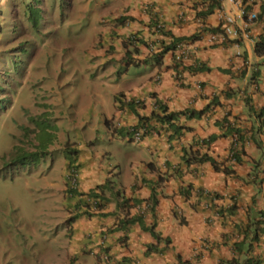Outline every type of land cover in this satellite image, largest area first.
Here are the masks:
<instances>
[{
    "label": "crops",
    "instance_id": "crops-1",
    "mask_svg": "<svg viewBox=\"0 0 264 264\" xmlns=\"http://www.w3.org/2000/svg\"><path fill=\"white\" fill-rule=\"evenodd\" d=\"M21 1L24 5L27 2ZM207 2L209 0H113V7L107 8L110 14L105 17L99 15L100 24L95 36L97 44L101 51L109 54L110 59L113 57L115 63L122 66L119 68L126 66L122 39L132 31L144 40H151L153 50L158 48L160 41H168L170 34L167 36L156 31L155 22L176 36L200 31L198 38L190 39L186 44L189 57L185 63L198 61L200 65L209 67L201 70L185 67L175 78L178 66L171 50L167 51L160 64L147 63L148 74H141L126 89L115 92L124 94L123 100L138 98V103L120 107L114 98L110 107L113 109L101 108L104 127L107 119L109 124L114 119L124 124L137 123L140 116L149 114L158 104L178 111L187 106L201 109L214 96L215 102L199 117L181 116L180 123L188 128L170 139L164 133L147 134L139 142L116 139L118 144L104 147L101 152H93L90 140L89 143L83 140L75 144L79 191L87 192L106 178L112 179L114 188L120 189L125 197L141 200V204H133L132 199L129 201L133 204L129 207V215L142 213L147 224L155 222V230L162 237L170 238L167 244L160 241V250L146 253L147 245L154 243L155 238L138 222L116 228L117 218L125 210L117 208L113 197L106 200L100 210L106 214H83L70 223L66 219L80 207L65 208L63 217L66 224L59 231L66 232L76 241L73 252L78 248L89 253L97 264H103L97 253L102 251L113 255L120 264H180L179 258L186 264H243L246 256H256L258 264H264L262 243L248 251L233 247L236 241H244L245 247L248 239L246 236L243 240L246 223L259 217L258 210H264V131L254 135L260 147L250 138L243 145L245 154L241 161L234 163L225 158L230 135L222 134L224 117L250 134L253 123L257 122L256 111L264 107V54L253 51L251 40V37H264V16L251 23L250 37L239 32L238 38L211 44L207 32L201 29L215 26L221 13L215 8L200 17L199 12ZM2 3L0 0V17L7 14L10 19V11H5V3ZM222 4L226 12L237 9L230 0H223ZM241 22L236 18L237 24ZM139 49L143 54L147 53L143 44ZM252 70H257V74L251 76ZM246 94L250 96L254 111L245 102ZM209 135L213 136L212 140L208 145L203 144L200 150L207 151L223 164H231V172L217 170L209 161L191 162L189 165L182 162L184 147ZM104 155L108 158L106 161ZM149 162L152 167H148ZM175 164L180 165L178 171L171 169ZM65 171L62 175L64 190ZM159 175H163L164 180L158 184L159 200L154 213H151L148 208L144 209L143 203L151 193V182L155 183ZM183 185L208 188L225 195L208 202L204 196L198 199L196 191L186 196L181 190ZM108 193L106 190L105 195ZM66 194L72 204L84 199V195ZM233 200L234 206L228 207ZM177 209L180 213L176 212Z\"/></svg>",
    "mask_w": 264,
    "mask_h": 264
},
{
    "label": "rangeland",
    "instance_id": "rangeland-1",
    "mask_svg": "<svg viewBox=\"0 0 264 264\" xmlns=\"http://www.w3.org/2000/svg\"><path fill=\"white\" fill-rule=\"evenodd\" d=\"M2 4L16 16L0 21L10 35H0V58L9 52L0 62L4 75L13 74L10 103L0 108V264H97L89 253L73 252L76 241L59 231L74 207L63 189L66 142L89 139L93 152L118 144L104 134L100 110L113 109L115 92L148 74L149 66L132 65L124 74L100 50L99 15L110 14L113 0H44L38 31L24 17L22 1ZM36 121L46 122L62 144H50L54 135H43Z\"/></svg>",
    "mask_w": 264,
    "mask_h": 264
},
{
    "label": "clouds",
    "instance_id": "clouds-1",
    "mask_svg": "<svg viewBox=\"0 0 264 264\" xmlns=\"http://www.w3.org/2000/svg\"><path fill=\"white\" fill-rule=\"evenodd\" d=\"M21 1V0H20ZM210 1L211 0H209V2H207V5H205V8H203L202 10H200V12H199V16L200 17H204V16H206L207 14H209V13H211V12H209V13H207V14H204V13H202L203 12V10H205L206 8H207V6H208V3H210ZM222 1L223 0H221V5H220V7H215L216 9H218V12H220L221 13V15L219 16V18H220V20H219V22L215 25V26H217V25H219V29L218 30H215V31H211V30H207L206 28L207 27H209V26H205V27H203L201 30L202 31H204V33L205 32H207V38L209 37V35L211 34V33H216V34H219L220 32L223 34V35H218L216 38H214L213 40H210V39H208V42L209 43H215V42H222V41H226V40H229V38L230 39H235V38H238V33L239 32H241L244 36H246V37H250L251 36V23L253 22V21H255L258 17H261V16H264V14H262L261 16H259L258 15V12H259V5H260V3H261V1L262 0H250L251 2H253L252 3V5L250 6V7H247V2H245L244 3V1L243 0H241V9H243V14L242 15H240V19H241V23L240 24H237L236 23V18H239L238 16H237V14H236V11H234V12H226L224 9H225V6L222 4ZM43 2H44V0H43ZM230 2H232L233 3V1H230ZM15 3V2H14ZM28 3V1L25 3V5H24V10H25V15H24V17H28V12H27V8H26V4ZM235 4V3H234ZM3 8H4V6H3ZM214 8V9H215ZM238 8V7H237ZM5 11H10V14H11V18H13V17H15L16 15H14L15 13L12 11V10H7V9H4ZM238 10V9H237ZM43 11H44V7H43V3H42V11H41V15H40V18H39V24H40V22H41V19H42V17H43ZM250 11H253V12H255V17L253 18V19H251L249 22H248V27H247V29H248V34H245V32H244V22H243V20H244V18L246 19L247 18V12H250ZM13 12V13H12ZM213 12V11H212ZM0 13H2V11H0ZM6 13H8V12H6ZM228 14H230V15H233V17H234V19L232 20V21H225L224 20V16H226V15H228ZM5 15V14H4ZM4 17V16H3ZM244 17V18H243ZM10 18V19H11ZM1 19H2V17H0V21H1ZM247 20V19H246ZM5 24H6V21L3 23V25H0V35L2 34L3 36L5 35V39H6V37L8 38V40H10V35H9V32H8V26H7V24H6V28H5ZM158 28H161V24L158 22V23H156L155 22V29H156V31H158L159 29ZM227 28H229V29H227ZM229 30V31H228ZM4 32V33H3ZM7 32V33H6ZM199 32L200 31H195V32H193V33H196V35H199ZM133 33H135V34H137V36H139V37H141L140 36V34H138L137 32H134V31H132L130 34H133ZM193 33H191V34H193ZM130 34H128L124 39H122L123 41V48H124V56H125V50L127 49V47L124 45V42L125 41H127V39H128V37H129V35ZM168 36V35H167ZM187 36V35H186ZM231 36H233V37H231ZM131 37V36H130ZM199 36H197L196 38H198ZM259 37L260 36H258V38H254V37H251V40H252V42H253V44H252V46H253V51H254V46H255V41L257 40V39H259ZM142 38V37H141ZM196 38H188V39H181V40H179V41H177L176 42V46L174 47V48H170V49H168L167 51H169V50H171V52H172V58H173V60H174V62H175V64H176V66H178V71L177 72H175L174 73V77L176 78H178V76L179 75H181L180 73H181V71L182 70H184L185 69V67H187V68H189V69H191L190 67H188V65H197V64H200L198 61H197V63H195L194 64V62L193 63H185V60L189 57V51H188V48L186 47V44L188 43V40H190V39H196ZM143 39V38H142ZM173 38L170 36L169 37V39H168V41H165L166 43L167 42H170L171 40H172ZM146 42H147V44H143V46L147 49V53L146 54H143V52L142 51H140V49H139V52H135V51H131V55H132V57H134V58H138L139 59V65H141V64H143V63H149V61L148 62H144L143 61V59L144 58H146V57H148L149 58V52H151L152 50H153V46H152V44H151V42H149V41H151V40H145ZM139 45H141V44H139ZM130 48V47H129ZM159 49V47L156 49V50H158ZM153 51H155V50H153ZM166 51V52H167ZM3 52V51H2ZM165 52V53H166ZM255 52V51H254ZM9 52H3V55L1 56V58H0V61H2L3 63L5 62V58H4V56H6L7 54H8ZM164 53V54H165ZM264 54V53H263ZM164 56V55H163ZM163 58V57H162ZM124 62H125V64L127 63L126 62V60H125V58H124ZM152 64H154V63H152ZM134 65V64H133ZM139 65H134V66H139ZM202 65V64H201ZM129 66H132V64L131 65H129ZM129 66H127V64H126V66L123 68V71H125L126 70V68L127 67H129ZM206 69V68H205ZM208 69H209V67H208ZM191 70H201V69H191ZM252 71H255L254 72V74H253V72L251 73V76H254V75H256L257 74V70H252ZM4 65L0 62V83H1V85L4 87V93H1L0 95H1V98L3 99V101H4V105L7 103V105L6 106H8L9 105V103H8V101H10V98H9V96H8V94L10 93V90H9V86H8V81H9V78L11 77V76H13V74H12V71H11V73L9 74V75H4ZM156 76L158 77L159 76V74H156ZM123 95L124 94H118V93H115L114 94V98H115V101H117L118 103V105L121 107L123 104H127V105H132V103H138L140 100L138 99V98H126L125 100H123ZM125 96V95H124ZM246 97H249L250 98V96L248 95V94H246L245 95V97L244 98H246ZM213 99H215V96H214V98ZM212 101V100H211ZM211 101H209L208 103H210ZM207 103V104H208ZM214 103V102H213ZM206 104V105H207ZM212 104V103H211ZM210 104V105H211ZM3 105V106H4ZM251 105V104H250ZM252 106V105H251ZM188 107V106H187ZM204 107V106H203ZM202 107V108H203ZM248 107H249V105H248ZM1 108V107H0ZM156 108H157V106H156ZM156 108H154V109H156ZM189 108H191V107H189ZM201 108V109H202ZM261 108V107H260ZM153 109V108H152ZM151 109V110H152ZM192 109H194V108H192ZM249 109L251 110V111H254V108H253V106H252V108H250L249 107ZM51 110V108H44L41 112L42 113H46V112H49ZM196 110H199V109H196ZM151 112V111H150ZM149 112V113H150ZM147 115H149V114H147ZM143 116H146V115H143ZM143 116H140L139 117V121L137 122V123H130V124H124V123H121L118 119L116 120V119H114V121H110V124H109V119H107V120H105V123H106V126H105V128H106V131H105V135H106V137L108 138V140H116V139H121V140H126V141H133V142H139V141H141L142 140V138L144 137V136H146L147 134H156V133H164V135L168 138V139H170V138H172L171 136H170V134H171V130L169 129V128H167V124L166 123H163V124H160V123H152V122H150L149 120H146V119H144L143 118ZM181 116H184V115H181ZM180 116V117H181ZM199 117V116H198ZM256 117V120H257V122L254 124L253 123V125H252V132L250 133V134H248L247 132H246V130L244 129V128H242L241 126H239V125H237L235 122H233V124H231L230 123V121L229 120H227V121H225L224 123L226 124L227 122H229L231 125H233V126H238L239 128H240V130H241V135H243V138H241V139H239L238 138V135H237V133L236 132H234V133H228L229 135H230V144H229V148H228V152H227V155H226V159H228V160H230V162L231 163H234V162H240L241 161V159H242V156L245 154V149H244V147H243V145H244V143L246 142V141H248L250 138L251 139H253L255 142H256V144H257V142L259 141L258 139H255V136H256V134L257 133H259V132H263L264 131V125H261L260 123H259V121H260V119H258V117H257V115L255 116ZM179 121H180V118H179ZM38 124H40L41 126H42V128H43V135H47V134H53L54 135V137H53V142H51L50 144H52V143H54L55 141H57V134L56 133H54V132H49V131H47V129H46V122H44V121H36ZM26 129L27 130H29L30 128H28V127H26ZM226 129H225V126H224V131H225ZM227 135V134H226ZM255 135V136H254ZM170 136V137H169ZM174 137V136H173ZM209 137V136H208ZM208 137H206V138H199V139H197V140H195L193 143H191V144H189L187 147H184V148H186V150L188 151L189 150V148H191V149H194V150H197V148L200 150V147L203 145V144H209L210 143V141L212 140V139H209L208 140V142H203V139H207ZM86 142V141H85ZM91 142V141H90ZM57 143L58 144H62V140L61 141H57ZM87 143H89V139L87 140ZM66 145H69V151H68V154H70V159H69V156L67 157L68 159H67V167L65 168L66 169V171H65V179H66V188H65V192L66 193H68L67 191H66V189L67 188H69V186H71V187H74L75 189L77 188L78 189V180H77V176H78V168H77V165H76V154H77V148L75 147V144H71V143H69V142H66ZM195 145V148H192L193 146ZM257 146H259L260 147V145H257ZM202 147H204V146H202ZM241 148L244 150V154H242V153H240L239 152V154H240V160H235L234 158H231L229 155H231V154H233V152H238L239 150H241ZM13 150H14V152H15V154H18L19 152H20V150H19V148H18V146H16V145H14V147H13ZM200 152L202 153V151L200 150ZM203 152H207V151H203ZM208 153V152H207ZM209 154V153H208ZM183 155H185V152L181 155V159H182V162L183 163H185L186 165H189L187 162H185L184 160H183V158H182V156ZM209 155H211V154H209ZM187 156V155H186ZM212 156V155H211ZM187 157H189V156H187ZM214 157V156H213ZM215 159H216V161H217V164H218V166H219V168L217 169V170H222L223 172H225L224 171V167L225 166H227V165H231V164H223L222 162H219V160L216 158V157H214ZM73 161H72V160ZM208 161V160H207ZM193 162H197V161H193ZM203 162V161H202ZM210 162V161H209ZM211 163V162H210ZM211 165H212V163H211ZM256 166V165H255ZM72 167H75L76 168V172H73V169H72ZM148 167H152V163L151 162H149L148 163ZM231 167V166H230ZM171 169L172 170H176V171H178L179 169H180V165L179 164H175V166L174 167H171ZM233 169H232V167H231V170L229 171V172H231ZM225 173H228V172H225ZM112 180V179H111ZM157 180H159L160 181V183L164 180V176L163 175H159L158 177H157V179H156V181ZM112 182H113V180H112ZM114 183V182H113ZM151 186V185H150ZM157 187H158V185L156 186V189H157ZM181 190H183V192L185 193V195L187 196L190 192H192V191H196V192H198V194H196L197 195V197H198V199H199V197H201V196H204V198H207V200H208V202H210V201H214V200H216V199H218V198H220L221 196H223V195H225V194H221V193H219V192H216V191H214V190H211V189H208V188H204L203 189V187H191V186H189V187H185L184 185L182 186V189ZM157 191H158V189H157ZM88 192V191H87ZM86 192V193H87ZM68 194H70V193H68ZM73 195V194H72ZM86 194H84V196H85ZM157 196H158V193H157ZM119 197L120 198H123V197H125V195L122 193V192H120V189H119ZM149 197V196H148ZM147 197V198H148ZM129 198H131V197H129ZM146 198V199H147ZM146 199H144V209H146V208H148L149 209V211L151 212V213H154V210H155V208H154V210H151V208H150V205L148 204V202H147V200ZM232 198H230V200H231ZM133 200V199H132ZM158 200H159V198H158ZM85 201H87V204H85ZM129 201H131V199L129 200ZM129 201H128V204L126 205V206H124L123 208H122V210L124 211L125 210V212L122 214V216H119L117 219H118V221H119V219L120 218H123V217H125V216H129V207H131L133 204H137V203H139V204H141L140 202H141V200H139L138 199V202H136V203H134V200H133V204L132 203H129ZM78 202V201H77ZM98 202V200L96 201V199H94V197H87L84 201H83V204L82 203H79L78 204V207H80V209L83 207V206H85V209L87 208L88 209V207H89V211H93V212H95V211H100L102 208H103V206L101 207V208H97L96 207V203ZM208 202H207V204H208ZM158 203V202H157ZM233 203H235V201L233 200V202L231 203V204H228V207L229 206H234V204ZM157 205V204H156ZM156 205H155V207H156ZM260 210H262V209H260ZM80 211V210H79ZM79 211H77V212H72V214H73V216L74 215H76L77 214V216L79 217L80 215H83V214H86V213H84V211L82 212V213H80ZM264 211V210H263ZM142 212V211H141ZM176 212L177 213H180V210H176ZM92 214H96V213H92ZM134 214H139V215H141L142 217H143V214L142 213H134ZM258 214H259V212H258ZM71 215V214H70ZM69 215V216H70ZM86 215H89V214H86ZM131 215H133V214H131ZM77 216H74V219L77 217ZM69 218V217H68ZM68 218L66 219L67 221H68ZM143 219H144V217H143ZM64 220H65V218H64ZM145 220V219H144ZM118 221L116 222V225H117V223H118ZM71 221H68V223H70ZM135 222H137V221H135ZM134 223V222H133ZM151 223H154L155 224V222H151ZM64 224H66V222L64 221ZM129 224H131V223H129ZM150 224V223H149ZM116 225H115V227H116ZM128 225V224H127ZM140 225V224H139ZM248 225V227L249 228H252L254 225H262V226H264V215L263 216H261V215H259V217L257 218V219H253V220H250V221H248L247 223H246V226ZM122 228V227H121ZM246 228V227H245ZM149 231V230H148ZM247 236V241H249V239H251V243H252V245H251V247H246L247 248V251H248V249L250 250V249H252L255 245H258L259 243H262V246H264V233H262L261 234V236H260V239L259 240H255V239H252V237H251V235L250 234H248V235H246V233L244 232V235H243V240L245 239V237ZM156 240V239H155ZM154 243H156V241L154 242ZM160 243V242H159ZM158 251V250H157ZM98 254H99V258H100V260L103 262V264H120L119 263V261H117L116 260V258L113 256V255H111V254H109L108 252H105V251H102V252H97ZM104 255H106V256H108L109 258H107L108 259V261L109 262H107L106 260H105V258H104ZM247 258H249V259H257V260H259V258H257L256 256H246L245 257V259L244 260H247ZM264 259V258H263ZM230 261H233V259H231ZM179 262H180V264H186V262L185 261H181V260H179ZM184 262V263H183ZM249 264H254L253 262H250Z\"/></svg>",
    "mask_w": 264,
    "mask_h": 264
},
{
    "label": "trees",
    "instance_id": "trees-1",
    "mask_svg": "<svg viewBox=\"0 0 264 264\" xmlns=\"http://www.w3.org/2000/svg\"><path fill=\"white\" fill-rule=\"evenodd\" d=\"M243 1H244V3L247 2V7H250L253 3L250 0H243ZM220 2H221V0H211L210 3H208L207 8L205 10H203L202 13L207 14L209 12H212L215 7H220V5H221ZM42 3H43V0H30L26 4V8H27V12H28V18L31 22V25L33 27H36L37 31L39 30V18H40L41 11H42ZM262 14H264V0H262L260 5H259L258 15L261 16ZM158 29H159L158 30L159 33H161L163 35H169L170 34V36L173 39L167 43L164 40L160 41L158 44L159 49L155 50V51L152 50L149 54V58L146 57L143 59L144 62L149 61L150 63L160 64L162 62V57H163L164 53L168 49L174 48L176 46L177 41H179L181 39L196 38L198 36V35H196V33H193V34H190L187 36L186 35L176 36V35L172 34V32H170V30L163 29V28H158ZM206 29L211 30V31H215V30L219 29V25L209 26ZM142 43L147 44V42L144 39L137 36V34H135V33L130 34L127 41L124 42V45L127 47V49L125 50V60L127 62L126 63L127 66H129L131 64L132 65L133 64L134 65L140 64L138 58L132 57L131 51L139 52V44H142ZM254 51L256 54H263L264 53V37L263 36H260L259 39H257L255 41ZM4 58H5V56H4ZM188 67H190L191 69H205V68L208 69L207 66L200 65V64L188 65ZM254 72L255 71H253V74H254ZM1 93H4V87L0 83V94ZM249 101H250V98L246 97L245 102L247 103V105H249L250 108H252ZM9 102L10 101H8V103ZM213 102H215L214 99L210 103L205 105L202 109H199V110L192 109L189 107H185V108L178 110V111L169 110L166 105L158 104L156 109L153 108L151 110V112L149 113V115L143 116V118L146 120H149L152 123H154V122L160 123V124L166 123L167 128H169L171 130L170 136L173 137V136L180 134L182 129L188 128L187 126H184L180 123L179 118L181 115H184L186 118L198 117L201 114H203L209 108L210 104ZM3 105H4V101L0 95V107ZM6 105H7V103L3 107L5 108ZM256 115H257L258 119H260L259 123L261 125H264V107H261L258 111H256ZM225 118L226 117L223 118L224 121H226ZM224 126H225L226 130L225 131L223 130V132H222L223 135L236 132L239 139L243 138V135H241L242 134L241 130L238 126H233L229 122L224 124ZM212 137L213 136L209 135V137L207 139H203V142H208V140L212 139ZM257 145H260L259 141L257 142ZM184 152H185V155H183L182 158L188 164L191 161L192 162L193 161L202 162V161L208 160L212 163V165L215 169L219 168L216 159L213 156L209 155L207 152L201 153L198 148H197V150L189 148L188 151L186 150V148H184ZM239 152L244 154V150L241 148V150H239L238 152H233V154H231L229 156L231 158H234L235 160H240ZM186 155L189 157H187ZM68 156L70 159V154ZM72 169H73V172H76L75 167H72ZM230 170H231V167L229 165L224 167L225 172H229ZM159 183H160V181L157 180L155 183L152 181L150 184L151 185V193L146 200H147L148 204L150 205L151 210H154L155 205L158 202V196H157L158 191L156 189V186ZM106 190L109 192L108 193L109 195H105ZM66 191L70 194H78V196L86 194L84 196L83 200H85L87 197H94V199H96V201L98 200V202L96 203L97 208H101L104 205V203L106 202V200H110L111 197H113L114 200L117 201V208L126 206L130 199H133L134 203L138 202L137 198H129V197L120 198L119 197V189L114 188V183L112 182V180L110 178H106L103 182L97 184L94 188H90L87 193L81 192L77 188L75 189L74 187H71V186H69V188H67ZM83 200L81 199L78 202L75 201L74 202V208L78 207V204L82 203ZM85 204H87V201H85ZM88 209H89V207H88ZM88 209L87 208L84 209V213L89 214V215H91L92 213L106 214V212H103V211L98 210V211L93 212V211H89ZM258 212H259V215H261V216L264 215L263 210H258ZM74 216H77V214ZM74 216H73V214H71L68 218V221L74 220ZM135 221H137L143 229L149 230V232L152 234V236L156 239V243H149L147 245V249L145 250L146 253L148 251H151V250L152 251L160 250L161 247H159L158 244L161 240H163L165 244H167L170 241V238L168 236L162 237L160 235V232L155 230V224L154 223L147 224L145 222V220L143 219V217L139 214H133V215H129V216H125L123 218H120L117 225H116V228L125 227L127 224L133 223ZM244 231H245L246 235L250 234L252 239L259 240L261 234L264 233V226L254 225L252 228H249L247 225L246 228L244 229ZM243 245H244V241H241V242L236 241L233 243V247L235 250L244 249L245 251H247V248L251 247V245H252L251 239H249V241H247V244L245 245V247H243ZM179 260H180V258H179ZM250 262H253L254 264H258L259 260H257V259L251 260V259L247 258V260L243 261V264H249Z\"/></svg>",
    "mask_w": 264,
    "mask_h": 264
},
{
    "label": "built area",
    "instance_id": "built-area-1",
    "mask_svg": "<svg viewBox=\"0 0 264 264\" xmlns=\"http://www.w3.org/2000/svg\"><path fill=\"white\" fill-rule=\"evenodd\" d=\"M230 1H233V3H235L236 4V6L238 7L237 9H236V14H237V16L240 18V15H242L243 14V9H241L240 7H241V0H230ZM255 17V12H253V11H250V12H247V20L244 18V20H243V22H244V32H245V34H248V29H247V27H248V22L251 20V19H253ZM234 19V17H233V15H230V14H228V15H226V16H224V20L225 21H232ZM227 29H229V28H227ZM229 31V30H228ZM218 35H223L221 32L219 33V34H216V33H211L210 35H209V37H208V39H210V40H213L214 38H216ZM104 258H105V260L107 261V262H109L108 261V259L107 258H109L108 256H106V255H104Z\"/></svg>",
    "mask_w": 264,
    "mask_h": 264
}]
</instances>
